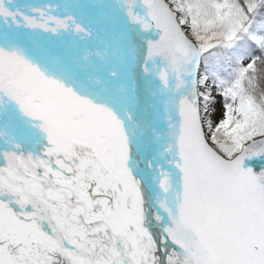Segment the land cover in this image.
I'll return each instance as SVG.
<instances>
[{"label": "rangeland", "instance_id": "obj_1", "mask_svg": "<svg viewBox=\"0 0 264 264\" xmlns=\"http://www.w3.org/2000/svg\"><path fill=\"white\" fill-rule=\"evenodd\" d=\"M163 1L196 50L193 85L196 102L197 89L201 87L206 88L205 95L211 99L208 119L201 122L198 116L204 139L223 157L244 166L255 165V162L246 163L240 153L247 142L264 134V111L257 99L243 88H252L245 74L252 68L251 43L264 57V11L257 10L258 0ZM157 12L161 14L159 9ZM147 34L155 40L152 32ZM101 45L105 49L108 43ZM101 49L98 48L100 55L106 56ZM44 51L38 52L50 75L56 80L60 76L65 78L69 70L60 62L55 66L53 56ZM107 57L113 59L111 55ZM91 61L87 65L93 72L99 64ZM147 71V68L141 70L145 80ZM71 73L89 105H100V101L107 100L99 93V87L95 90L97 86L90 85L94 82L82 78L83 73L78 69ZM99 74L106 73L100 70ZM109 74L126 76L115 67ZM67 76L71 81V76ZM30 81L36 101L24 107L26 113H20V106L12 105L10 111L0 109V194L5 196H0V264H90L82 253L60 244L44 227L66 242L82 247L95 264H125V257L112 259L116 253L115 236L130 264H212L202 257L196 240L173 214L159 206L142 177L133 171L129 159L137 160L139 168L143 166L137 148L114 133L111 146L101 129L88 122L75 106L59 99L49 84L36 79ZM66 85L62 84V92L73 94ZM160 85L157 95L161 104L157 102L162 109L164 95L171 101L172 93H166L165 85ZM129 90L136 96L132 88ZM261 96L264 99V94ZM148 100L152 99L148 97ZM106 112L103 111L106 121L118 128ZM5 121L12 126L5 125ZM25 126L32 130H25ZM145 130L151 138L150 130ZM154 142L160 146L158 140ZM166 153L170 156V151ZM149 158L152 160L151 154ZM165 159L161 157L159 163L169 170ZM151 166L157 168L155 163ZM251 171L264 183V165L251 167ZM155 180L166 202L169 190L160 178ZM179 197L184 202L178 194L171 198L184 211ZM41 208L46 213L44 223ZM212 244L222 254L226 253L219 244ZM164 252H169L170 260L164 258ZM237 256L241 264H251Z\"/></svg>", "mask_w": 264, "mask_h": 264}, {"label": "bare ground", "instance_id": "obj_2", "mask_svg": "<svg viewBox=\"0 0 264 264\" xmlns=\"http://www.w3.org/2000/svg\"><path fill=\"white\" fill-rule=\"evenodd\" d=\"M115 1L116 0L16 1L13 6L3 7L0 11V46L9 59L17 60L37 69L36 75L43 81L49 83L59 98L65 102L73 103L79 112L86 117L88 122L97 125L102 133L109 138L111 146H113L111 141L112 133L125 137L134 145L140 153L143 166L139 168L137 160L129 159L132 169L135 174L142 177L145 185L159 206L181 218L189 226L195 233L203 254L208 257L210 261L214 264H235L232 262L233 260L231 261V257L222 254L211 244V242H216V239L210 235L212 229L216 230L219 235H222V227H220L219 221L216 220L215 223L205 221V217H207L205 208H213L218 203L215 188L201 176L198 170L191 169L190 159L183 150L178 147V142L174 140L175 138L182 140L187 135L189 110L193 106V101L190 96H187V85L184 80V72L185 74H189L190 86H193L195 83L194 69L197 62V54L194 52L191 44L188 43L186 47L190 63L184 68L182 44L181 41H178L174 28H172L170 23L166 22L165 19L163 20L162 13L165 10L162 1ZM125 2L129 3L134 14ZM28 8L39 16L36 21L26 18L25 15ZM101 8L107 13L106 16L111 21H114L116 25L128 35V38L138 51L136 52V50L134 51L132 49L133 52L129 50V54H126L127 62L131 61L129 63L130 71L127 69L130 73L126 77L124 76V78L120 74H109L112 67L117 69L118 63L122 64L119 57L116 56V54L112 55L113 59L106 56L102 57L95 48L100 45L99 42L102 37L107 39L110 37L112 42L114 33V30L108 27H106L107 32L105 34L102 33ZM157 9H159L161 14L157 12ZM68 14L69 17L67 19L66 15ZM136 16L139 17L146 28L147 26L150 27H148V32L154 33L153 35L156 37L155 40H152L150 35L147 34L148 32L143 33L140 30V22H138ZM41 17L45 19L51 17V21L55 20V24L51 25V29L55 34L54 36H56L55 38H52L51 35L53 34H50L48 31L47 34H44V22L40 21ZM167 19H170V16H167ZM73 21H75L74 24ZM88 33L91 34V38ZM42 37L44 39H42ZM40 40L42 41L41 44L38 42ZM90 44H92L93 47H90ZM39 48L46 50L47 53L49 52L53 56V64L55 66L58 62L62 63L61 65H63L66 70H69V72L66 73V77H68L67 75L69 74L72 80L68 81L66 77L64 78L63 76H60V79L56 80L50 76V69L42 62L40 55L37 54ZM116 51L118 50L116 49ZM144 52L149 56L146 57L147 61H150L152 57H155L157 61H161L162 59L160 57L163 55L162 52L170 54L173 57L172 59L169 58L171 60L169 61L170 64H168L171 70H173V65H175L176 62L182 66L179 77L180 86L177 90L184 104L182 108L176 103V111L174 114H172L171 109L174 98L172 97L170 101L166 96L167 94L163 97L165 106L159 109L158 102L160 104L161 102L158 100L159 97L157 92L160 90V84H162L163 81L159 77L160 74L156 69L157 65L155 62H153V65H147L142 59ZM32 57L35 58L33 61L30 60ZM91 60L99 64L98 68H93V72L88 69L87 65L88 63H93ZM159 66L158 68L164 69L163 62H160ZM145 68L148 69L145 75V77H147L146 80L141 73V70ZM75 69L83 73L82 78L86 82H94V84L90 83V85H95L94 87L97 86L95 90L99 87V93L107 98L105 101H100L101 106H98V108L87 104V101H85L80 87L81 85L78 84L75 75H73L74 73H71V71ZM100 70L104 71L106 74H99ZM85 71L89 74L87 75L86 73L85 75ZM132 82L136 96L128 91V87L131 86ZM63 83L71 87L73 94H64L62 92L61 86ZM121 85H124V87ZM164 85L167 89L166 93H170L171 88L168 86L169 84ZM124 88L127 90H124ZM205 92V87L197 89L196 105L198 107L197 111L201 122L206 121L210 115L209 108L211 107V99L206 97ZM148 97L152 100L149 101ZM187 107H189L188 110H186ZM104 109H106L108 116L118 124V128L111 126L106 121L105 114L101 112ZM211 112L213 113V111ZM148 113L151 114L152 117H150ZM134 118L137 119L135 120ZM164 123L167 125H164ZM132 126L135 128V132L132 130ZM146 128L150 130L151 138L147 136ZM171 133L175 138L172 137ZM196 138L198 140L199 134L196 135ZM156 140L160 142V146L154 142ZM164 141H166V143ZM164 145H166V149H164ZM200 148H203L201 144ZM168 151H170V156L166 153ZM201 153L207 164L215 168L220 174L219 178L227 181V184L241 181V183L247 185L264 200L263 189H259L258 186L247 180L246 183L242 180V177L246 178L252 176L251 169L244 168L236 161L233 164L225 163L219 160L218 157L213 155L210 151L204 150V148L201 150ZM149 154L152 155V160H150ZM173 154L175 156H173ZM160 156L167 159L170 167L169 170H165L162 166L161 168L158 167ZM144 160L149 164H145ZM152 163H155L157 168H153L151 166ZM183 165H185V167H190V170H185ZM235 176L240 177V179L234 178ZM156 177L160 178L169 190L170 197L167 198L166 202H163V195L158 190L155 180ZM200 190L204 191L202 195L204 200L201 204L197 199L200 196ZM173 194H178L183 198L190 212L188 216L182 215L180 208L171 200ZM237 201L240 207H246L248 213L252 215L253 218L255 217V223L259 227L264 228V215L258 212L260 211L261 205L252 203L247 194L239 195ZM203 226L206 228H203ZM263 238L260 237V241H258L260 245H264ZM242 250L247 255H251L264 264V252L256 248H248L247 246L242 247Z\"/></svg>", "mask_w": 264, "mask_h": 264}, {"label": "water", "instance_id": "obj_3", "mask_svg": "<svg viewBox=\"0 0 264 264\" xmlns=\"http://www.w3.org/2000/svg\"><path fill=\"white\" fill-rule=\"evenodd\" d=\"M162 1V5H163V7H164V10L165 11H163V13H162V15H163V20L165 19L168 23H170V25L172 26V28H174V30H175V32H176V34H177V36H178V41H181V44H182V48H183V52H184V55H185V61H186V67L189 65V63H190V59H189V57H188V54H187V52H186V41H187V39H186V37L183 35V33H182V31L179 29V27H178V25H177V23H176V21H175V19H174V17H173V14H172V12H171V10L166 6V4L164 3L163 4V0H160V2ZM161 15V16H162ZM167 16L169 17L170 16V19H167ZM154 34V33H153ZM179 68H180V66L179 65H177L176 67H175V75H176V80H175V85H177L178 84V72H179ZM186 77H187V83H188V87H189V95H190V97L192 98V101H193V106H192V108L189 110V114H190V129H189V133H190V135H191V137H192V142H193V144H192V146L194 147H198L197 146V141H196V135H198L199 134V138H198V141H200V143L208 150V151H210L213 155H215L216 157H218L219 159H221V161H223V162H225V163H235V161H232L231 159H228V158H225V157H223L220 153H218L212 146H210L207 142H206V140L204 139V137H203V135H202V133H201V131H200V127H199V123H198V111H197V106H196V95H195V92H194V89H193V86L191 85L190 86V81H189V74L187 73L186 74ZM187 108H189V107H187ZM198 128V129H197ZM197 129V130H196ZM189 147V146H188ZM188 151H190V149L188 148ZM147 164H148V162H146ZM196 165L199 167L200 166V168H201V170L212 180V181H214L217 185H218V188H219V191H220V194H221V196L223 197V200L225 201V203H228V197L226 198V195H225V193H226V191H227V193H228V195H229V193H230V191L231 190H238L237 189V187L236 186H234V185H232V184H228L227 185V183H225V182H222V181H220V180H218V179H215V178H213L205 169H204V167L200 164H198V163H196ZM242 165V164H241ZM244 168H248V169H250L251 167H253L254 165H248V166H244V165H242ZM252 173V172H251ZM63 175H69L68 173H62ZM71 177L75 180L76 178H75V176L74 175H71ZM234 178H237L236 176L234 177ZM245 179H247L249 182H251V183H253L254 185H257V186H259L261 189H263L264 190V184L261 182V181H259L253 174H252V176L251 177H246ZM83 183V182H82ZM82 183H78V184H82ZM225 188V189H224ZM251 194H252V197L254 198V199H257V200H260L261 201V203L264 205V200L263 199H261L260 197H258L254 192H251ZM169 195V194H168ZM0 196H2V197H5L4 195H2V194H0ZM10 202L14 205V207H16V208H18V205L14 202V201H12V200H10ZM39 207H41V206H39ZM42 209V211H41V213H42V217H41V220H42V223H44V221H45V219H46V213H45V210L43 209V208H41ZM170 212V211H169ZM171 213V212H170ZM174 217H176L175 215H174ZM177 218V217H176ZM178 219V218H177ZM181 221V220H180ZM44 229L47 231V232H49V233H51L53 236H54V238L60 243V244H62V245H64V246H66V247H69V248H72V249H75V250H77V251H79L80 253H82L87 259H88V261H89V263L90 264H95L94 263V261L92 260V258L89 256V254L82 248V247H78V246H76V245H74V244H70V243H68V242H66L61 236H59V235H57L56 233H54L53 231H51L50 229H48L47 227H44ZM190 230V229H189ZM230 238L233 240V241H235L236 243H238L239 244V241H238V239L236 238V236L235 235H233L232 233H230ZM230 238H229V240H230ZM117 236H115L114 237V240H115V244H114V246H115V249H116V253L114 254V256H113V260L114 259H116V258H121V259H123L124 257L127 259V261H124L125 262V264H130L131 263V260H130V258H129V256L126 254V253H124L123 251H122V249L120 248V246L118 245V243H117ZM232 240H230V241H232ZM264 250V249H263ZM201 255H202V257H204V258H206V259H209L208 257H206L204 254H203V251L201 250Z\"/></svg>", "mask_w": 264, "mask_h": 264}, {"label": "trees", "instance_id": "obj_4", "mask_svg": "<svg viewBox=\"0 0 264 264\" xmlns=\"http://www.w3.org/2000/svg\"><path fill=\"white\" fill-rule=\"evenodd\" d=\"M257 5L258 11H264V0H258ZM250 53L252 68L246 70L245 74L246 78H250L249 82L252 85V88L246 86H243V88H245L247 92L251 93V95L257 99L259 107L264 111V99L261 96L264 94V57L261 55L259 48L256 47L254 43H251ZM240 154L242 158L246 159V163L264 160V134L261 135L260 139L258 140L253 139L250 142H247L246 145H244V148H242ZM170 251H172L171 248ZM163 255L165 259L170 260L169 252H166V254L164 252Z\"/></svg>", "mask_w": 264, "mask_h": 264}]
</instances>
